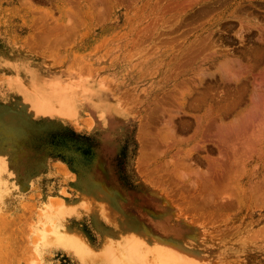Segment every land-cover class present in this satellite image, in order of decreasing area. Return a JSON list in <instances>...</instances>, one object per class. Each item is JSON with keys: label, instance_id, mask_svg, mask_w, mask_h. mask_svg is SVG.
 Here are the masks:
<instances>
[{"label": "rangeland", "instance_id": "obj_1", "mask_svg": "<svg viewBox=\"0 0 264 264\" xmlns=\"http://www.w3.org/2000/svg\"><path fill=\"white\" fill-rule=\"evenodd\" d=\"M263 104L264 0H0V264H264Z\"/></svg>", "mask_w": 264, "mask_h": 264}, {"label": "bare ground", "instance_id": "obj_2", "mask_svg": "<svg viewBox=\"0 0 264 264\" xmlns=\"http://www.w3.org/2000/svg\"><path fill=\"white\" fill-rule=\"evenodd\" d=\"M63 24V23H62ZM228 60V62L227 63H230L229 61H230V58H228L227 59ZM233 60V59H232ZM226 61H223V63H225ZM222 64V63H221ZM230 65V64H229ZM223 65H221V67H222ZM224 66H225V64H224ZM223 66V67H224ZM228 66V64H226V66H225V68ZM224 68V69H225ZM228 68V67H227ZM232 68H234V67H232ZM227 69H225L224 71H226ZM228 74H229V71H228ZM263 98V97H262ZM262 104V103H261ZM264 105V104H263ZM257 106V105H256ZM263 107V106H262ZM259 108V107H258ZM264 116V115H263ZM170 127V126H169ZM172 134H168L169 136H172V135H174V132H175V130H174V128H171L170 127V129L169 128H167ZM166 132H168V131H166ZM174 136H176V135H174ZM166 143V142H165ZM239 161V160H238ZM236 164H239L238 162H235ZM238 168V167H237ZM238 170V169H237ZM215 173V172H214ZM241 173V172H240ZM220 174V173H219ZM211 177H213V176H215V178L213 177L212 179H211V181L212 182H210V179L209 180H206L207 182H209V183H213V182H216L215 180H217L216 178H218L219 179V177H222V174H220V176L218 175V174H215V175H210ZM209 176V178H211ZM208 177V176H207ZM244 188V187H243ZM241 189V188H240ZM239 193V192H238ZM239 198V197H238ZM42 212H43V210H42ZM46 212H48V211H46ZM51 227V228H50ZM52 225L51 226H49V229H44V234H43V236H44V238H48V241H52V240H54L57 236L59 237L60 235H64L63 237H61V241L64 243V244H66V245H69V246H77V244L79 245V235H77L76 233H74V232H66V231H63V233H61L60 235H59V233L58 234H53L52 233ZM53 234V235H52ZM50 236V237H49ZM39 237V236H38ZM40 239H41V237H39ZM43 238V239H44ZM162 241V240H161ZM165 242V241H164ZM165 243H170L169 241H167V242H165ZM177 248V247H176ZM189 250V249H188ZM188 250H187V248H185V247H178V252H179V254H180V256L182 257V260H185V259H187V253L186 252H188ZM88 257H87V262L89 263V264H92V262H93V254H91V256H89V254L87 255ZM150 257V256H149ZM195 257H197V254H196V256ZM197 261V260H196ZM104 262V261H103ZM105 263H106V261H105ZM197 264L199 263V261H197L196 262ZM155 264V263H154Z\"/></svg>", "mask_w": 264, "mask_h": 264}]
</instances>
